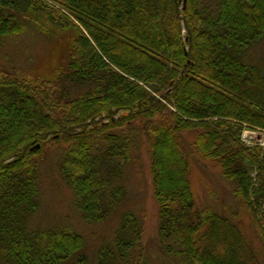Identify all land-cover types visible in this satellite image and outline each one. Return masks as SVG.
Wrapping results in <instances>:
<instances>
[{
	"label": "trees",
	"instance_id": "16d2710c",
	"mask_svg": "<svg viewBox=\"0 0 264 264\" xmlns=\"http://www.w3.org/2000/svg\"><path fill=\"white\" fill-rule=\"evenodd\" d=\"M50 2L0 0V41L31 25L77 32L53 82L0 69V264H89L70 225L29 228L39 207L36 156L67 144L60 174L82 218L102 222L125 199L117 181L140 136L161 250L179 264H261L231 218L195 209L181 132L195 131L196 152L235 182L264 250V148L239 139L241 122L264 128V75L244 59L264 38V0ZM72 86L86 89L71 96ZM169 153L175 167L165 168ZM141 235L139 218L124 210L95 264H127L132 252V264L141 261Z\"/></svg>",
	"mask_w": 264,
	"mask_h": 264
},
{
	"label": "rangeland",
	"instance_id": "374dc122",
	"mask_svg": "<svg viewBox=\"0 0 264 264\" xmlns=\"http://www.w3.org/2000/svg\"><path fill=\"white\" fill-rule=\"evenodd\" d=\"M21 3L26 7V0H21ZM40 24L45 25L42 20ZM48 30L50 33L46 34L31 25L22 32L1 40L0 69L14 72L19 78L32 84H39L44 80L55 81L67 59L66 51L72 46V40L77 32L73 29L61 30L51 27ZM182 30L184 32V29ZM244 59L258 67L264 75V38L249 47ZM70 89L71 96H74L86 88L72 86ZM164 102L167 103L165 100ZM181 136L185 141H183L185 149L187 151L192 149L187 155L195 209L210 208L231 218L254 251L257 260L264 264L263 246L252 224L248 206L234 193L235 182L223 177L217 160L204 158L196 152L192 146L196 138L195 131H182ZM66 147L67 144L64 142L60 145L48 143L43 153L36 156L39 207L29 219V228L46 230L70 225L84 237V252L89 264H95L100 246L113 245L114 232L121 213L124 210H131L140 220L141 243L144 246V256L136 264H179L178 257L165 254L158 244L159 204L153 193L149 147L145 137L140 136L137 145L131 150L123 175L117 181L126 187L125 199L105 221L96 223L86 222L82 218L76 205V197L60 174V161ZM164 166L175 167L171 153L166 158ZM248 167L251 176H254V167ZM133 253L126 260L127 264L133 263L136 256V253Z\"/></svg>",
	"mask_w": 264,
	"mask_h": 264
},
{
	"label": "built area",
	"instance_id": "2783aa9c",
	"mask_svg": "<svg viewBox=\"0 0 264 264\" xmlns=\"http://www.w3.org/2000/svg\"><path fill=\"white\" fill-rule=\"evenodd\" d=\"M240 141L248 147H264V128L241 122Z\"/></svg>",
	"mask_w": 264,
	"mask_h": 264
},
{
	"label": "water",
	"instance_id": "95a60500",
	"mask_svg": "<svg viewBox=\"0 0 264 264\" xmlns=\"http://www.w3.org/2000/svg\"><path fill=\"white\" fill-rule=\"evenodd\" d=\"M35 147H39V144H36V146Z\"/></svg>",
	"mask_w": 264,
	"mask_h": 264
}]
</instances>
